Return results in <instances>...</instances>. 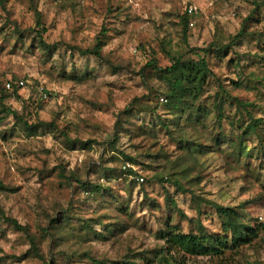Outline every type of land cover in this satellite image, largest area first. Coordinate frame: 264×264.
I'll list each match as a JSON object with an SVG mask.
<instances>
[{"label":"rangeland","instance_id":"rangeland-1","mask_svg":"<svg viewBox=\"0 0 264 264\" xmlns=\"http://www.w3.org/2000/svg\"><path fill=\"white\" fill-rule=\"evenodd\" d=\"M188 6H196L198 13L192 17L193 26L189 27L184 42L177 24ZM254 6L253 0L0 1V82L5 84L12 77L25 78L26 81L25 88H17L18 93H13L3 103L19 109L25 100L31 107L39 106L40 120L57 126V131L47 126L39 129L37 135L25 137L13 125L12 117L0 122V181L6 187L0 190V212L33 226L40 204L53 212L55 204L72 198L74 187H62L56 177L60 167L80 171L85 161L89 162L94 169L90 176L93 181L100 178L97 165L100 155L119 158L118 167H121L123 158L120 151L132 156L139 152L121 133L117 149L108 143L113 138L116 121L120 117L123 128H129L134 123L138 124L143 114L129 116L123 111L136 100L139 108L157 105L162 118L171 116L162 111L165 103L160 98H165L164 83L154 78L150 70H145L146 78L140 73L150 56L154 55L158 65L164 67L168 65L169 54L175 51L204 48L212 41L231 44L232 37L242 26L244 32L240 45H231L223 59L208 56L214 75L209 78L200 103L213 111L216 103L223 101L222 129L234 139L236 133L230 131L229 118L238 120L241 129L251 116L262 118V125L245 141L248 155L238 162L230 154L227 143L214 145L211 138L219 132L215 124L212 129V124L201 127L183 123L181 130L184 135L211 148L195 154V168L201 174V180L190 185V190L222 204L241 205L245 220H250L251 224L264 222V143L261 141L264 139V4L256 12H253ZM36 12L46 29L42 33L44 39L62 42L63 45L59 46L61 53L66 50V45L91 47L105 29L107 44L102 54L114 64L123 66V70L112 73L102 62L91 56L81 57L72 50H68V54L72 56L73 63L69 55L65 58L55 55L45 63L40 61L34 39L37 35L27 31L35 28ZM235 52L243 54V69L228 62L229 58H236ZM72 65L80 72L84 66L91 71L84 83L60 79ZM231 80H242L243 85L237 88ZM246 80L250 81L247 83ZM219 82L222 83L221 89ZM253 85L257 88H252ZM40 86L51 94L45 101L37 93ZM227 93L231 97L254 102L256 107H248L250 113L241 110L243 117H240L235 104L228 102ZM90 102L101 107L94 109ZM30 121L34 118L31 117ZM153 130L163 148L160 149L159 144L150 148L154 142L151 135L143 142L141 137H137L134 142L151 152H161V156L152 160L143 153L137 157L138 164L130 165L136 176L127 177L124 181L121 177L111 182L114 194L120 197V204L107 197H103L101 202L90 199L83 205L75 202L79 214L101 221L96 226L101 231L106 222L126 218L127 228L115 241L89 238L94 249L109 259L123 253L126 247L136 252L153 250L162 244L158 234L167 223L180 226L183 232H194L199 218L207 231L228 235L221 230L220 219L213 208L202 204L199 217L190 195H182L169 183L164 187L183 215L167 205L163 187L151 180V176L167 168L178 153L173 147L175 143L164 131ZM61 131L72 139L96 140L99 145L93 144L89 152L68 151L61 143L65 139ZM141 177L142 180L139 179ZM149 200L156 206L148 205ZM28 248L29 243L22 232L0 221V264H40L33 259L18 260ZM206 262L207 259L190 258L186 264ZM85 263L79 259L68 261L61 255L57 257V264ZM210 264H264V235L251 245L243 246L235 253L228 252Z\"/></svg>","mask_w":264,"mask_h":264},{"label":"trees","instance_id":"trees-1","mask_svg":"<svg viewBox=\"0 0 264 264\" xmlns=\"http://www.w3.org/2000/svg\"><path fill=\"white\" fill-rule=\"evenodd\" d=\"M253 2L255 5L253 12L258 11L262 3L264 4V1L253 0ZM196 14L189 15L185 10L179 16L177 25L180 27L181 38L184 42H186L189 27L193 26L190 25L192 17L196 16ZM36 15L35 28H28L27 31H33L37 35V37L34 35V39L39 48L38 58L40 61L45 63L53 59L55 55L62 58L69 55L71 60L72 56L68 54V50H72L76 51L81 57L91 56L102 62L110 68L112 73L123 70V66L114 64L102 54V49L107 44L106 34H104L106 32L105 29L100 32L101 36L98 35L95 38V42L91 47L81 48L74 45H66V50L61 53L59 49L63 45L62 42H49L44 39L42 33L46 32V29L42 25L41 19H39V13L37 14L36 12ZM243 32L244 27L241 26L238 33L232 37L231 44L225 45L212 41L204 48L175 51L169 54L168 65L164 67L158 65L154 55L150 56L144 67L141 68L140 73L146 78L145 70H150L154 78L164 83L166 92L163 96H165L166 102L162 106V111L170 114V118H162L158 114L157 105H143L144 108H139V106H136L137 101L135 100L123 113L132 116L135 113L142 112L140 122L138 124L134 123L132 127L123 128L121 118L118 117L113 138L108 142L112 148L117 149L116 144L121 133L124 137L131 140L133 148L139 152L132 156L120 151L123 158V168L122 166L118 167L119 158L100 155L97 164L100 178L97 181H93L90 176L94 173V169L89 162L85 161L80 171L79 169L67 170L60 167L56 177L60 179L62 187H74L72 198L67 202L55 204L53 212H50L43 204H40L35 213L33 226L28 223L22 224L16 217L0 212V221L6 223L11 229L22 232L29 243L28 250L18 260L33 259L40 264H57V257L61 255L68 261L79 259V261H86L85 264H186L190 258L207 259L208 262L206 263L210 264L214 259H222L228 252L235 253L241 247L251 245L264 235V222L255 221L254 224H251L250 220H245L241 205L222 204L217 202V200L204 196V194L196 195L194 191L190 190V185L201 180V174L195 168L197 165L195 154L210 151L211 148L189 138L181 130L183 123L189 126L201 127L212 124V129L214 128L213 124H215L219 132L216 135L211 134V136L213 135L211 140L214 145L220 146L222 143H227L228 148L231 149L230 154L238 162L241 158L248 155L245 141L262 125V118L251 116L250 121L246 122L243 129L240 128L238 120L229 118L227 123L230 131H235L236 133L234 139L225 134V130L222 129L223 101H218L213 111L200 103V98L204 93L208 80L214 75L208 56L213 55L218 59L226 57L231 45L241 44ZM236 55L235 59L233 57L229 58L228 62H232L235 66L243 69L241 63L243 54L236 53ZM255 56L258 57L257 54ZM71 61L73 63V60ZM71 67L69 72L62 73L60 76L61 80L71 79L77 83H84L91 73L86 66L83 67L81 72L76 70L74 65ZM21 79L25 80V78ZM17 80L19 78L12 77L8 81L13 83ZM246 81L248 83L250 80ZM231 82L237 88L243 85L242 80H231ZM5 84L0 82V122H3L7 117H12L14 120L13 125L25 137H33L37 135L39 129L47 126L53 128V131H57V126L53 122L48 123L39 119V106L31 107V104L23 100L21 107L14 109L3 103L4 99L10 98L13 93H18V87L14 83L10 89L6 88ZM37 85H39L38 82ZM44 87L48 89L46 85ZM219 88H222L221 82H219ZM252 88L257 87L253 85ZM227 99H229L228 102L230 104H235V110L240 113V117H243L241 110L250 113L248 107H256L254 102L231 97L228 93ZM90 105L94 109L101 107L100 104L94 105L92 102H90ZM31 117L34 118L32 122L30 121ZM153 128L164 131L165 135L175 143L173 147L178 153L167 168H163L161 172L154 173L151 176V180L156 181L163 187L167 205H171L180 215H183L175 199L164 187V184L169 183L182 195H190V199L194 204L193 208L199 217L202 214V204L213 208L220 219L221 230L225 234L228 233L229 236L207 231L199 218H197V229L194 232H183L180 226L167 223L165 228L158 234V237L163 241L162 244L157 245L153 250L136 252L135 250L132 251V248L126 247L123 253L117 255L114 259H109L94 249L89 238L93 236L104 241L110 239L115 241L121 237L127 228L126 218L119 217L111 222H106L103 225L104 230L101 231L96 227L101 224V221L94 217L79 214L76 211L75 202L83 205L90 199L94 202H101L103 197H107L110 201L120 204V197L114 194L111 182H116L122 179L121 177H123L124 181L127 177L136 176L137 173L131 169L130 165L138 164L137 157L143 153H147L145 157H150L152 160H158L161 156V152H151L149 148H143L140 143L136 144L134 142L137 137H141L140 141L143 142L147 136L151 135L150 137L154 142L150 148L158 145L159 140ZM60 133L65 136L61 143L63 148L68 151L80 150L89 152L92 151L93 144L99 145L96 140L82 141L78 138L72 139L68 137L64 131ZM261 141L264 143V139H261ZM158 147L161 149L164 145L159 144ZM262 149L264 150L263 146ZM139 179L142 180L143 178ZM2 189H6V187L0 181V190ZM148 205L156 206L152 200H149ZM188 221L191 222L192 220L188 219Z\"/></svg>","mask_w":264,"mask_h":264},{"label":"built area","instance_id":"built-area-1","mask_svg":"<svg viewBox=\"0 0 264 264\" xmlns=\"http://www.w3.org/2000/svg\"><path fill=\"white\" fill-rule=\"evenodd\" d=\"M187 13L189 15H193V14H196L198 13V8L196 6H188L187 9H186ZM190 25H193V22L191 21L190 22ZM14 85H16L18 88L22 89V88H25L26 86V81L23 80V79H19L15 82H13ZM13 83L8 81L6 82L5 84V87L10 89L13 87ZM37 93L39 94V97L42 99V100H47L48 97H49V93L47 92V90L45 88H43L42 86H40L38 89H37ZM160 100L165 103L166 102V99L165 98H160Z\"/></svg>","mask_w":264,"mask_h":264}]
</instances>
